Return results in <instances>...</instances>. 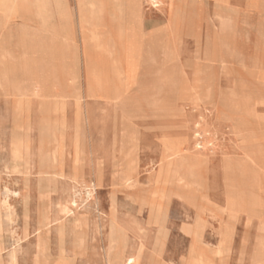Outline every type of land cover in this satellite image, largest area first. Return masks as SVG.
Listing matches in <instances>:
<instances>
[{
	"label": "rangeland",
	"instance_id": "1",
	"mask_svg": "<svg viewBox=\"0 0 264 264\" xmlns=\"http://www.w3.org/2000/svg\"><path fill=\"white\" fill-rule=\"evenodd\" d=\"M262 96L264 0H0V264H264Z\"/></svg>",
	"mask_w": 264,
	"mask_h": 264
},
{
	"label": "bare ground",
	"instance_id": "2",
	"mask_svg": "<svg viewBox=\"0 0 264 264\" xmlns=\"http://www.w3.org/2000/svg\"><path fill=\"white\" fill-rule=\"evenodd\" d=\"M75 11V10H74ZM71 13H72V11H71ZM74 13V12H73ZM72 17V16H71ZM218 18V17H217ZM220 19V18H219ZM220 21V20H219ZM68 25H70V24H68ZM76 36V35H75ZM80 40V39H79ZM77 41V40H76ZM181 64V63H180ZM186 64V63H185ZM182 65V64H181ZM220 76V75H219ZM235 86V85H234ZM192 89V88H191ZM228 89V88H227ZM233 89V88H232ZM235 89V88H234ZM235 92H236V90H234ZM233 90H232V93L234 92ZM247 91V90H246ZM258 92V91H257ZM241 93H242V91H241ZM256 93V92H255ZM235 94H237V93H235ZM246 94V93H245ZM249 94V93H248ZM227 96L229 97L230 95H228L227 94ZM237 96V95H236ZM245 96V95H244ZM195 97H197V96H195ZM238 97V96H237ZM249 97V96H248ZM263 97V96H262ZM262 97H260V98H262ZM264 98V97H263ZM178 100V99H177ZM231 100V99H230ZM232 101V100H231ZM234 101V100H233ZM247 102V101H246ZM84 103V102H83ZM155 103V102H154ZM159 106H160V104H158ZM163 105V104H162ZM69 111V110H68ZM181 111H183V110H181ZM18 112V111H17ZM86 114V113H85ZM39 115V114H38ZM19 116V115H18ZM17 117V116H16ZM87 120V119H86ZM86 120H85V122H86ZM122 121V120H121ZM124 123V122H123ZM63 125V124H62ZM87 125V124H86ZM163 126H161V128H162ZM171 127V126H170ZM177 127H179L178 125H177ZM120 128H122V126L120 127ZM180 128H182V126L180 127ZM179 128V129H180ZM185 128V127H184ZM163 129V128H162ZM168 129V128H167ZM178 129V128H177ZM173 130V129H172ZM133 133V132H132ZM131 133V134H132ZM138 140V139H137ZM139 142V141H138ZM14 147H15V145H14ZM18 147V146H17ZM17 147H16V150H17ZM14 151H15V149H14ZM15 155H16V153H15ZM130 155V154H129ZM14 156V155H13ZM87 156V155H86ZM125 156H126V154H125ZM124 156V157H125ZM15 158V157H14ZM120 166V165H119ZM130 166V165H129ZM60 170V169H59ZM41 173H46V171H47V165H45V164H43L42 166H41ZM92 172V171H91ZM191 172V171H190ZM189 173V172H188ZM195 175V174H194ZM193 175V176H194ZM46 177H42V182L40 183V188L41 189H48V183L45 181L46 179H45ZM188 178V177H187ZM195 180H197L196 179V177H195ZM39 182V181H38ZM191 182H193V181H191ZM196 183V182H195ZM192 184V183H191ZM130 185V184H129ZM94 186V185H93ZM92 187V186H91ZM49 190V189H48ZM9 191V190H8ZM13 191V190H12ZM39 191V190H38ZM17 192V191H16ZM88 192V191H87ZM3 193H5V191L3 192ZM12 193H14V192H12ZM86 193V192H85ZM90 194V193H89ZM86 195V194H85ZM47 196V195H46ZM87 196V195H86ZM6 198H8V197H6ZM20 199V198H19ZM128 201V200H127ZM4 202V201H3ZM7 201L5 200V202L4 203H6ZM97 202V201H96ZM126 202V201H125ZM127 203H129V202H127ZM135 204V203H134ZM41 205H44L43 203L41 204ZM124 205H126V203L124 204ZM225 209V208H224ZM71 211V210H70ZM98 211V210H97ZM6 216V215H5ZM10 216V215H9ZM9 216L7 217V218H9ZM7 218H6V220H7ZM147 219H148V222L150 223V224H153V225H155V227H156V229H157V232L160 234V233H162L163 232V229H164V212H163V210H162V208L159 206V205H154V204H150L149 206H148V211H147ZM5 219L3 220V221H6ZM74 221H76V219L74 220ZM15 222V221H14ZM197 222V221H196ZM66 224V223H65ZM10 225V224H9ZM3 230H4V228H3ZM191 230L192 229H190V228H187L186 229V231L187 232H191ZM13 231V230H12ZM73 231V230H72ZM140 231H141V229H140ZM47 232V231H46ZM61 236V235H60ZM73 236V235H72ZM80 236H82V235H80ZM73 239V238H72ZM76 239V238H75ZM74 240V239H73ZM108 242H109V246H108V249H107V252H106V254H105V259H106V263L107 264H131L132 262H133V260H134V255L132 254V255H124V252H123V249H122V245H123V242H124V235H123V231H122V229H121V227H120V225L114 220V219H111L110 221H109V237H108ZM5 243H6V241H5ZM4 243V244H5ZM37 243V242H36ZM73 243H75V241L73 242ZM41 244V243H40ZM76 244V243H75ZM77 245V244H76ZM75 245V246H76ZM2 246V245H1ZM6 246V245H5ZM217 246V245H216ZM17 247V246H16ZM218 247V246H217ZM241 247V246H240ZM41 248V247H40ZM245 248V247H244ZM6 249V248H5ZM39 250V249H38ZM63 250V249H62ZM240 250V249H239ZM245 250V249H244ZM76 251V250H75ZM44 252V251H43ZM157 252V251H156ZM217 252V251H216ZM219 252H221V251H219ZM242 252V251H241ZM63 253H64V251H63ZM144 253H146V252H144ZM238 253H239V251H238ZM242 254H245V253H242ZM144 255V254H143ZM0 256H1V253H0ZM6 256V255H5ZM42 256V255H41ZM43 257V256H42ZM240 257H242L241 255H240ZM38 258V257H37ZM65 258V257H64ZM238 258H239V255H238ZM237 258V259H238ZM15 259V258H14ZM67 259V258H66ZM70 259H71V256H70ZM73 259V258H72ZM75 259V258H74ZM143 259H144V257H143ZM146 259V258H145ZM10 260V259H9ZM61 260V259H60ZM9 262H11V261H9ZM64 263V262H63ZM62 263V264H63ZM144 263V262H143ZM237 264H238V260H237V262H236ZM55 264V263H54Z\"/></svg>",
	"mask_w": 264,
	"mask_h": 264
}]
</instances>
